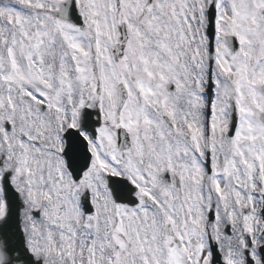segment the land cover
<instances>
[{
  "label": "snow or ice",
  "instance_id": "snow-or-ice-1",
  "mask_svg": "<svg viewBox=\"0 0 264 264\" xmlns=\"http://www.w3.org/2000/svg\"><path fill=\"white\" fill-rule=\"evenodd\" d=\"M0 264H264V0H0Z\"/></svg>",
  "mask_w": 264,
  "mask_h": 264
}]
</instances>
